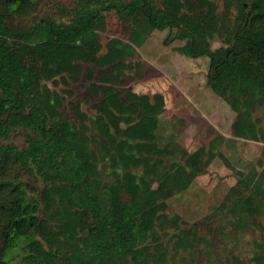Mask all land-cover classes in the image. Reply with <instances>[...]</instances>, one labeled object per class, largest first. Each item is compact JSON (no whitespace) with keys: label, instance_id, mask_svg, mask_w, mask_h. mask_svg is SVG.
<instances>
[{"label":"trees","instance_id":"1","mask_svg":"<svg viewBox=\"0 0 264 264\" xmlns=\"http://www.w3.org/2000/svg\"><path fill=\"white\" fill-rule=\"evenodd\" d=\"M33 1L0 0V264H188L164 240L194 252L198 230L170 233L148 212L216 156L228 162L221 148L232 140L217 135L192 152L161 141L164 96L132 106L136 93L117 85L131 66L124 49L168 29L164 43L183 40L177 52L207 57V87L264 142V0H73L67 19L8 23ZM77 63L93 67L92 114L70 103L67 115L46 84ZM18 128L24 142L7 141ZM243 166L232 168L236 181L217 210L238 229L257 225L246 264H264V162Z\"/></svg>","mask_w":264,"mask_h":264},{"label":"rangeland","instance_id":"2","mask_svg":"<svg viewBox=\"0 0 264 264\" xmlns=\"http://www.w3.org/2000/svg\"><path fill=\"white\" fill-rule=\"evenodd\" d=\"M73 0H34L24 10L10 16L8 23L16 27H28L39 18L50 16L55 20L67 19V8ZM65 10V11H64ZM168 29L154 30L146 41L133 49H124L126 61L131 66L117 85L131 89L137 100L132 106L153 93H162L165 109L159 116L160 140H167L175 134L178 144L192 152L200 146L208 147L217 135L232 140L221 148L228 162L219 156L213 158L205 172L194 178L184 191L158 203L148 214L160 221L170 233L182 228L197 229L203 238L194 252L174 248L165 238L168 251L181 263L188 264H232L237 256L245 264L249 262L254 242L259 239L257 225L238 229L226 223L217 210L224 195L236 178L233 169L247 170L244 163L255 162L264 157L262 131L234 124L235 114L228 104L213 93L206 85L208 58L185 57L175 50L183 40H174L168 44L164 38ZM104 44L109 31L100 32ZM217 43L213 44V47ZM133 54L131 57L128 55ZM89 67L77 63V67L68 74L46 82L48 88L61 100V109L71 115L70 103L78 104L82 111L93 113L92 105L98 101L90 86ZM94 79L100 72L94 69ZM236 127L245 129L246 136H236ZM24 129L18 128L10 133L7 141L17 144L24 142ZM259 167V166H256Z\"/></svg>","mask_w":264,"mask_h":264},{"label":"crops","instance_id":"3","mask_svg":"<svg viewBox=\"0 0 264 264\" xmlns=\"http://www.w3.org/2000/svg\"><path fill=\"white\" fill-rule=\"evenodd\" d=\"M161 94H162V93H161ZM162 95H163V94H162ZM174 136H175V134H173V133L170 135V137H174ZM222 136H223V135H222Z\"/></svg>","mask_w":264,"mask_h":264}]
</instances>
